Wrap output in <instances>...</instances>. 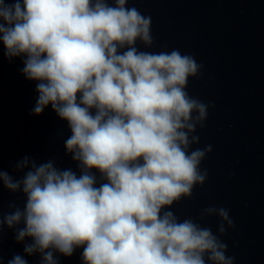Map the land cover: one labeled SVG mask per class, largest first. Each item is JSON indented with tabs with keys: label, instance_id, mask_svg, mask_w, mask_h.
<instances>
[{
	"label": "clouds",
	"instance_id": "clouds-1",
	"mask_svg": "<svg viewBox=\"0 0 264 264\" xmlns=\"http://www.w3.org/2000/svg\"><path fill=\"white\" fill-rule=\"evenodd\" d=\"M128 4L0 0L4 55L23 57L22 74L37 82L33 114L51 105L67 122L79 169L28 157L16 164L30 166L21 179L0 169L3 188L26 197L23 209L0 205V233L7 225L18 243L30 239L24 253L40 264L77 249L82 264H235L221 238L235 228L228 209L201 210L199 221L219 218L216 233L171 210L208 179L201 164L212 146H192L214 105L187 90L204 65L179 49L138 48L153 47L152 20ZM7 264L28 262L15 254Z\"/></svg>",
	"mask_w": 264,
	"mask_h": 264
},
{
	"label": "water",
	"instance_id": "water-1",
	"mask_svg": "<svg viewBox=\"0 0 264 264\" xmlns=\"http://www.w3.org/2000/svg\"><path fill=\"white\" fill-rule=\"evenodd\" d=\"M127 6L152 20L153 47L145 49L139 42L137 47L193 54L204 65L203 75L189 79L187 90L214 105L206 126L197 128L200 143L192 146H212L201 164L208 170L207 182L171 210L181 220L199 221L205 207L228 209L235 228L221 237L228 244L227 254L235 257V264H264V0H129ZM23 59L9 60L0 42V169L21 179L30 166L17 170L16 164L28 157L37 164L53 160L59 169L79 175L65 148L71 135L67 122L51 105L33 114L37 82L22 74ZM10 203L23 209L26 197L0 184L4 213L12 210ZM199 222L217 232L218 217ZM30 242L26 238L18 243L15 229L5 225L0 233L3 264L15 254L28 264H40L38 253H24V244ZM81 253L57 254L59 264H82Z\"/></svg>",
	"mask_w": 264,
	"mask_h": 264
}]
</instances>
